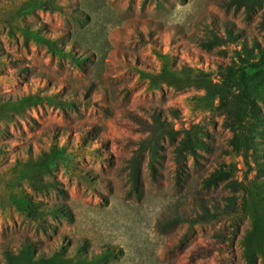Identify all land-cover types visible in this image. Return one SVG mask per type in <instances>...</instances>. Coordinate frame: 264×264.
Segmentation results:
<instances>
[{"label": "rangeland", "instance_id": "1", "mask_svg": "<svg viewBox=\"0 0 264 264\" xmlns=\"http://www.w3.org/2000/svg\"><path fill=\"white\" fill-rule=\"evenodd\" d=\"M0 264H264V0H0Z\"/></svg>", "mask_w": 264, "mask_h": 264}, {"label": "trees", "instance_id": "2", "mask_svg": "<svg viewBox=\"0 0 264 264\" xmlns=\"http://www.w3.org/2000/svg\"><path fill=\"white\" fill-rule=\"evenodd\" d=\"M241 107H240V125L243 128L244 132L247 129H251L253 126V118L256 117L254 104L244 93H240ZM246 139L248 140V134L246 133ZM220 174V173H219ZM222 177L218 175L217 178Z\"/></svg>", "mask_w": 264, "mask_h": 264}]
</instances>
